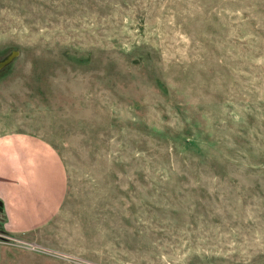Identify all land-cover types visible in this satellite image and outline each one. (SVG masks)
<instances>
[{
	"label": "rangeland",
	"instance_id": "374dc122",
	"mask_svg": "<svg viewBox=\"0 0 264 264\" xmlns=\"http://www.w3.org/2000/svg\"><path fill=\"white\" fill-rule=\"evenodd\" d=\"M0 138L62 160L0 264H264V0H0Z\"/></svg>",
	"mask_w": 264,
	"mask_h": 264
},
{
	"label": "crops",
	"instance_id": "0c3cea01",
	"mask_svg": "<svg viewBox=\"0 0 264 264\" xmlns=\"http://www.w3.org/2000/svg\"><path fill=\"white\" fill-rule=\"evenodd\" d=\"M66 172L46 141L28 134L0 138V231L10 238L47 225L66 197Z\"/></svg>",
	"mask_w": 264,
	"mask_h": 264
},
{
	"label": "water",
	"instance_id": "95a60500",
	"mask_svg": "<svg viewBox=\"0 0 264 264\" xmlns=\"http://www.w3.org/2000/svg\"><path fill=\"white\" fill-rule=\"evenodd\" d=\"M17 56L16 52L11 53L10 56H8L4 61L0 62V70L4 68L7 64L11 62V60Z\"/></svg>",
	"mask_w": 264,
	"mask_h": 264
},
{
	"label": "trees",
	"instance_id": "16d2710c",
	"mask_svg": "<svg viewBox=\"0 0 264 264\" xmlns=\"http://www.w3.org/2000/svg\"><path fill=\"white\" fill-rule=\"evenodd\" d=\"M0 214H1V211H0Z\"/></svg>",
	"mask_w": 264,
	"mask_h": 264
}]
</instances>
